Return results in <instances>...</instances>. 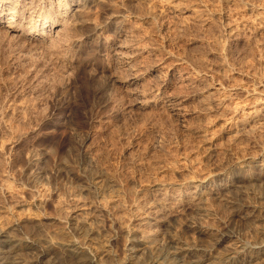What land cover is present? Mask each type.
Segmentation results:
<instances>
[{
  "label": "rangeland",
  "instance_id": "obj_1",
  "mask_svg": "<svg viewBox=\"0 0 264 264\" xmlns=\"http://www.w3.org/2000/svg\"><path fill=\"white\" fill-rule=\"evenodd\" d=\"M62 3L76 11L42 42L26 22L16 36L0 26V228L28 245L26 263L43 250L41 264H64L79 242L101 264H141L145 232L221 264L257 251L264 0Z\"/></svg>",
  "mask_w": 264,
  "mask_h": 264
},
{
  "label": "bare ground",
  "instance_id": "obj_2",
  "mask_svg": "<svg viewBox=\"0 0 264 264\" xmlns=\"http://www.w3.org/2000/svg\"><path fill=\"white\" fill-rule=\"evenodd\" d=\"M0 2H1L0 3V26L3 25L6 19H8L7 23H4L5 32L12 36L22 34L23 33V29H22L23 22H26V24L29 26V29L27 30L25 34L26 38L30 40L34 39L40 42L46 39H50L52 37V32L54 31L52 27L53 24L55 23L59 24L58 27L60 25L64 26L66 24L65 19L61 18L65 16L64 13L66 11L64 10L70 9L71 12L76 11L74 7H69L67 6V4L63 5L62 0H20V2L19 0H0ZM77 3L81 5L83 2L78 1ZM67 13L68 15H70L69 12ZM25 14H27L26 16L27 18H25ZM15 19H18V22H16ZM60 30H63V28L62 29L59 28L55 31L57 33ZM114 46L116 49L114 51L115 53H117L119 58L120 57H124V58L130 57L125 54L127 51L124 50L125 53L122 51L125 45L123 46L122 44L114 43ZM127 77L128 78L124 80L121 79L120 77H116L112 79L115 80L116 82H125L128 80L129 82H136L140 76L137 77L136 75H130ZM143 104H144V100L141 97L135 103L136 107L138 108H142ZM171 104L172 102L169 103V106ZM99 181L100 180L97 179V181H95L94 183L97 184L99 183ZM162 186L164 185L160 183L155 184L154 191H160L163 188ZM159 193L161 194V192ZM193 193L192 195H189V197L193 198ZM165 195H167V193ZM195 195H197V193H195ZM179 201H180L179 199H174L172 202L171 200L169 202V206L171 207V210H170V207L168 209L169 214L172 215L173 217L178 216V212L176 211V209L175 211L172 209L176 207L177 204H179ZM163 218L161 216L154 215L153 220L157 221L159 219L158 221L161 222V221H164ZM143 222L147 223V221H145V218ZM145 223L144 225H146ZM23 224L24 223L22 219L18 217L16 218V221L13 222L12 226L17 227V226H22ZM141 224L143 225V223ZM145 233L140 234L141 235L140 240H136L138 247L133 246V248L137 247L136 249L139 250V246H141L143 242L145 243L148 242L147 247H149L150 251L148 252L149 254H147L145 257L142 258L143 260L140 261L141 264H221V261L224 260L223 258L209 257L207 256V254L203 252L199 253L197 248L193 246L191 247L189 245L187 246L176 238H170V239L167 238L166 242H164L163 244H158L156 242L157 241L156 238L152 237L153 234L152 236H150ZM132 241H135V240H132ZM23 243H24L23 239L12 238L9 232L3 231L0 228V264H41L40 257L45 255L46 253L43 250L37 251L34 254L36 256V259L34 261H31V263H26L27 259L24 260L22 256L23 255L22 250H24L23 247H28V245L24 246ZM78 244L74 243L71 256L63 258V261H61V263L63 262L64 264H101L100 263L101 258L98 257L96 253L93 252V250L90 247H84L86 245L82 246V244L81 245H78ZM30 248H32V246L31 247L29 246L28 249ZM256 248L258 249L257 251L256 250L251 251V249L248 252L243 251L246 249H240V250L234 251V254L229 256L227 259L229 261L230 259L233 260L235 264H249V263L251 264L256 261L257 262L264 261V240L260 243L258 247L256 246Z\"/></svg>",
  "mask_w": 264,
  "mask_h": 264
}]
</instances>
